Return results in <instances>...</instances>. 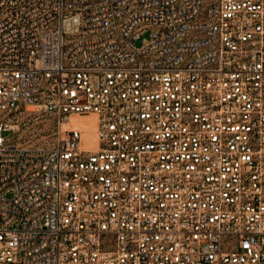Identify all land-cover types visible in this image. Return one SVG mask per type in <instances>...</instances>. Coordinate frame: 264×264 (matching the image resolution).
I'll return each instance as SVG.
<instances>
[{
    "label": "built area",
    "instance_id": "built-area-1",
    "mask_svg": "<svg viewBox=\"0 0 264 264\" xmlns=\"http://www.w3.org/2000/svg\"><path fill=\"white\" fill-rule=\"evenodd\" d=\"M0 264H264V0H0Z\"/></svg>",
    "mask_w": 264,
    "mask_h": 264
},
{
    "label": "rangeland",
    "instance_id": "rangeland-1",
    "mask_svg": "<svg viewBox=\"0 0 264 264\" xmlns=\"http://www.w3.org/2000/svg\"><path fill=\"white\" fill-rule=\"evenodd\" d=\"M150 38V32L146 31L142 34L141 39L142 40H149ZM142 40L136 42V46L139 47L142 45ZM32 110V108H31ZM39 126L32 123L27 126L21 125L19 127V131L17 136L15 137V140L24 146L27 145H39V144H46L51 143L54 140V137L52 136L51 132H40ZM6 136H11V134H6Z\"/></svg>",
    "mask_w": 264,
    "mask_h": 264
},
{
    "label": "bare ground",
    "instance_id": "bare-ground-1",
    "mask_svg": "<svg viewBox=\"0 0 264 264\" xmlns=\"http://www.w3.org/2000/svg\"><path fill=\"white\" fill-rule=\"evenodd\" d=\"M71 123L81 126L85 131V138L87 142L94 148L96 145V119L94 116L88 117H74L71 119Z\"/></svg>",
    "mask_w": 264,
    "mask_h": 264
}]
</instances>
